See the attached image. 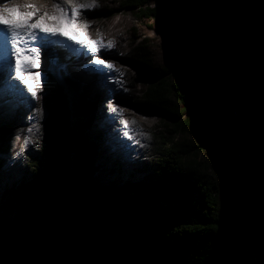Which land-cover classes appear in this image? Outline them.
I'll return each instance as SVG.
<instances>
[{
  "label": "trees",
  "instance_id": "16d2710c",
  "mask_svg": "<svg viewBox=\"0 0 264 264\" xmlns=\"http://www.w3.org/2000/svg\"><path fill=\"white\" fill-rule=\"evenodd\" d=\"M124 5L170 33L169 62L151 70L142 96L151 108L165 109L174 98L198 112L182 120L165 109L181 119L172 120L176 129L194 128L217 181L144 132L138 155L155 175L134 186L127 179L102 185L91 178L90 102L45 105L39 115L30 107L0 130V202L16 181L3 174L6 159H21L32 173L0 212V264H264V0ZM145 47L130 55L150 70ZM40 134L45 145L33 157L26 146ZM18 170L21 181L25 171Z\"/></svg>",
  "mask_w": 264,
  "mask_h": 264
},
{
  "label": "rangeland",
  "instance_id": "374dc122",
  "mask_svg": "<svg viewBox=\"0 0 264 264\" xmlns=\"http://www.w3.org/2000/svg\"><path fill=\"white\" fill-rule=\"evenodd\" d=\"M57 1L58 0H55V2ZM14 2L35 3L42 12L45 10L51 11V5L54 0H14ZM81 2H85V0H81ZM124 3H126V0H104L97 7L90 9L89 12L103 16L104 23L100 30L89 26L88 33L91 34L90 36H95L96 33L100 31L101 34L107 35V37H113L111 38L114 44L113 47L117 46V41L122 40L121 44L123 47L120 51L126 56L127 60L131 62L128 64L119 63V65L127 68L131 74L127 81H125V84L123 85V81L120 79L112 80L109 78V72L103 73L101 75L103 78V84L100 89L96 91V96L93 97L85 90L82 84L83 81L72 76L69 68H75L74 66L67 67V65L64 66L63 64H52L50 68L51 71L48 67L45 69L49 74V78L47 77L46 81L49 85L60 87L58 89L61 91L63 100L46 98L39 102L36 100L32 101L26 97V92L11 88V90L14 91L9 93V95L12 98H15L16 101L15 103L13 102V106L7 107L6 110H2L0 113V130L5 131L12 115L19 114L30 107L40 108L47 105L62 108L65 106H71L74 102L89 101L91 112L85 118L87 124L85 134L89 137V142L93 143L95 146L92 166L95 164L97 171L96 169L93 171V176H91L93 181L100 182L102 185L108 187H118L122 185V180L127 179V183L134 186L139 181L145 180L146 177L150 175L154 176L155 170L150 169L146 171L142 169L144 168L142 164L143 157L138 155V148L140 147L137 138L138 134L147 132L160 143L162 149L174 146L175 150L179 151L185 161H196L201 163L204 172L210 177V180L216 182L217 178L214 171L208 168L209 159L205 151L206 149L195 137L194 128L189 125L186 131H182L176 129L172 124V120L177 122L181 119L184 120L189 116L195 117L198 112L182 108V105H180L177 100L171 98L169 99L168 107L165 109L175 110L177 113H182V118L176 119V117L169 115L165 109L148 107L142 96V92L145 91L147 82L150 83L154 81V74L152 71L157 67L165 66L167 62H169L167 50L174 45L173 39L169 35L170 33L166 30L165 26L157 20V18L139 16L137 9L126 7ZM157 4H153V6ZM89 12L80 16L81 20H86L87 17H90L91 15ZM8 15L11 19H23L19 12H10ZM118 21L120 24L117 27L120 26L122 30L126 29L124 27H127V23L131 24L132 26L128 27H132L133 29H129L130 31L125 36L121 33L116 34V36L114 34L116 31L113 28L117 25L116 22ZM47 43L48 41L44 44V47L46 48L45 51L40 53L42 56V66H45L47 59H58V54L56 52L50 53V48ZM33 45L38 48L41 46L39 43L36 45L34 43ZM138 45H146L145 50L151 60L150 70L136 64L135 59L130 55L133 48ZM68 49H71V47H68ZM96 57L102 59L100 55ZM3 60V58H0V69L3 68ZM91 62L92 54L91 57H85L83 54L79 53L74 55V58L70 60L69 64L77 63L80 65L83 63V66H77V69L89 75L91 74V71L86 70L91 66ZM63 76H67L74 82V84L68 83ZM6 80L7 78L2 81L5 85L4 87H7ZM116 81H119V83H116ZM1 89L2 87L0 88V91ZM45 92L46 91H43L42 93L45 94ZM109 105L115 106L116 112L122 114L123 118L120 120H126L129 122L130 126L134 127V132L137 133L134 140H129L124 136L126 129L122 123L120 126L113 121L114 118L112 113L114 112L110 110ZM121 110L124 111L122 112ZM35 120V118H32V122H35ZM52 120L53 116H50L49 121L51 122ZM132 121H135L134 125L131 124ZM39 136L40 139L37 142L33 145L29 144L26 146L25 152L33 157L39 155L42 147L45 145L43 135L40 134ZM4 141H7L5 136ZM117 148H121L122 152H119ZM127 151L132 152L131 156L128 155ZM116 160L119 162L117 163ZM19 167H22L23 171H25V176L21 181H19L18 178V175L22 172L18 170ZM9 169H12L13 173L16 174L14 175L16 181H14V184L11 187H5L6 192L5 197L2 202H0V212L9 208V204L12 200L11 191H13V189L22 181L28 179L31 180L32 173L30 168L22 166L21 159H15L13 161L6 159L2 167L3 174L7 173ZM2 178L3 177H0V180ZM116 179L119 180V183L116 182ZM111 181L113 182L110 183ZM0 192L2 193L3 191L0 190Z\"/></svg>",
  "mask_w": 264,
  "mask_h": 264
},
{
  "label": "snow or ice",
  "instance_id": "6c2138e0",
  "mask_svg": "<svg viewBox=\"0 0 264 264\" xmlns=\"http://www.w3.org/2000/svg\"><path fill=\"white\" fill-rule=\"evenodd\" d=\"M98 6V0H59L51 5V11H42L35 3H18L14 0H0V33L3 34V40L11 45L10 71L7 74L6 86L19 89L25 92L32 101L38 99V90L41 87V73H33L31 70L39 66L40 48L30 46L31 42H38L41 47L44 46L48 37H62L68 41H73L92 53V63L95 65H104L107 69L115 71L111 62L98 59L95 54L101 49H110L114 46L112 41L104 42L99 37L92 40L87 35L89 25L80 23L78 17L82 9H92ZM19 12L22 20L15 23L10 21L9 13ZM64 31H61V28ZM81 33H84L81 36ZM53 43H62L63 40L52 41ZM18 82V83H17ZM119 83V81H116ZM20 85L23 88H20ZM111 111L116 112V107L109 105ZM39 115L42 109L34 108ZM117 115L121 113L117 112ZM126 129L124 136L129 140H134L137 135L128 121L121 120ZM132 124L135 121L131 122Z\"/></svg>",
  "mask_w": 264,
  "mask_h": 264
},
{
  "label": "bare ground",
  "instance_id": "6f19581e",
  "mask_svg": "<svg viewBox=\"0 0 264 264\" xmlns=\"http://www.w3.org/2000/svg\"><path fill=\"white\" fill-rule=\"evenodd\" d=\"M108 8V7H107ZM109 10V9H108ZM90 9H82L81 10V15L86 14L87 12H89ZM90 13V17H87L86 20H81V17H78V20L80 23H87L89 26L91 27H95L98 28L99 30L101 29V27H103V16L93 13V12H89ZM20 21L19 19L16 20ZM122 22V21H121ZM117 25L114 26V30L116 32H114V34H122L123 36H125L131 29L132 27H128V26H132L131 24L127 23V27L125 30H122V28L117 27L120 23L119 21L116 22ZM117 27V28H115ZM133 29V28H132ZM65 29L62 27L61 31H64ZM88 29H87V35L89 37L92 38V40H96L98 37L100 39H102L104 42H108V41H112L111 36L104 35L101 34L100 31L96 33L95 36H90L91 34L88 33ZM137 32V31H136ZM133 33V32H131ZM84 33H81V36H83ZM117 36V35H116ZM59 40H63L62 43H53L52 41H59ZM117 40V39H116ZM48 41V45H49V51L50 53L56 52L58 54V59L57 60H48L47 62H45V66H42V56H39V66L35 69H32L31 71L33 73L39 72L41 73L42 76V83H41V87L38 90V99L36 101H43L46 98L47 99H61L63 100V96L61 94V91L58 89L60 87L55 86V85H49V83L46 81V78H49V74L48 71L45 70L47 67L50 70L51 65L53 64H63L64 66L67 65V67L70 66H74L75 68H69V71L72 73V76L74 78H78L80 81H83V86L85 88L86 91H88V93H90L93 97L96 96V91L98 89H100V87L103 84V78H102V74L109 72L108 77L111 78L112 80H117L120 79L123 81V85L125 84V81H127L128 77L131 75L129 73V70L121 65H119V63H124V64H128L131 63L129 60H127L126 56L124 54L121 53V49H122V40L117 41V46L116 47H112L110 49H101L100 51H98L95 56L100 55L101 58L105 61L111 62L114 65V69L115 71L111 70V69H107L104 65H95L91 62V66L87 68L86 71H91V74H86L84 72H81L77 69V66H83L82 64H77V63H72L69 64L70 60L74 58V55H77L79 53L83 54V56L85 57H91L92 53H89L86 49H81L80 45H77L76 43H74L73 41H68L66 38H62V37H48L47 39ZM46 41V42H47ZM1 42H5L3 39H0V43ZM36 43V42H35ZM38 43V42H37ZM32 44V43H31ZM37 47V46H35ZM68 47H71V49H68ZM40 53L45 51V47H39ZM73 48V49H72ZM49 55V54H48ZM93 55V54H92ZM4 65L3 68L0 69V88L2 87L1 91H0V113L2 112V110H6L7 107H11L13 106V102L15 103L16 99L12 98L9 93H11L14 90L9 89L8 87H4L5 85L3 84V80H5L7 78V74L10 71V65L12 63V58H11V52L8 55V57L4 58ZM62 61V62H61ZM51 71V70H50ZM77 79V80H78ZM111 80V81H112ZM18 83V82H17ZM81 83V82H80ZM53 87V88H52ZM20 88L22 89L23 86L20 85ZM46 91L45 94H43L42 92ZM26 92V91H25ZM48 92V93H47ZM125 95V94H123ZM28 98V95L26 96ZM122 112L124 110H121ZM113 115V121H115L118 125H122L121 124V115H117V112L112 113ZM13 173L12 169H9V171L7 173H5V175L7 176H11V174ZM111 180V179H110ZM105 182V181H104Z\"/></svg>",
  "mask_w": 264,
  "mask_h": 264
}]
</instances>
